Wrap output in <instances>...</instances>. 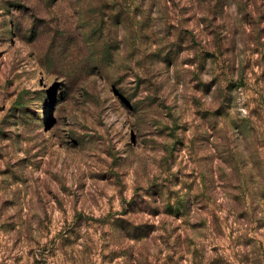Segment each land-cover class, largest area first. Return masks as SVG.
Returning <instances> with one entry per match:
<instances>
[{"label": "rangeland", "instance_id": "rangeland-1", "mask_svg": "<svg viewBox=\"0 0 264 264\" xmlns=\"http://www.w3.org/2000/svg\"><path fill=\"white\" fill-rule=\"evenodd\" d=\"M0 264H264V0H0Z\"/></svg>", "mask_w": 264, "mask_h": 264}]
</instances>
